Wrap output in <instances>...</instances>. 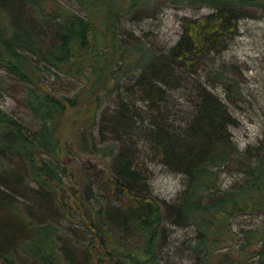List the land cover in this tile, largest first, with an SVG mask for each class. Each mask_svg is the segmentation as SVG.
Segmentation results:
<instances>
[{
	"label": "trees",
	"instance_id": "trees-1",
	"mask_svg": "<svg viewBox=\"0 0 264 264\" xmlns=\"http://www.w3.org/2000/svg\"><path fill=\"white\" fill-rule=\"evenodd\" d=\"M107 1L0 0V99L13 96L28 116L0 106V264H167L166 225L193 228L191 264H264V223L245 224L264 216V137L236 146L225 100L241 96L240 83L216 65L264 0H164L211 12L183 18L159 52L119 37L122 17L152 0L110 1L111 30L99 33ZM47 73L82 85L57 93ZM66 125L78 155L111 158L105 169L63 164ZM141 146L184 177L173 200L152 195ZM222 173L235 175L227 188Z\"/></svg>",
	"mask_w": 264,
	"mask_h": 264
},
{
	"label": "rangeland",
	"instance_id": "rangeland-1",
	"mask_svg": "<svg viewBox=\"0 0 264 264\" xmlns=\"http://www.w3.org/2000/svg\"><path fill=\"white\" fill-rule=\"evenodd\" d=\"M113 6L123 5L127 0H109ZM68 6L79 7L77 0H63ZM140 14L135 16L127 15L122 17V26L119 30V37L128 39L130 42L140 39L156 51H164L172 46L179 38L181 32V22L183 18H193L205 15L211 10L208 7L192 8L176 6L164 0H152ZM109 8L105 13L102 28H98L99 33H106L111 30V20ZM112 53L108 59H112ZM224 65L226 68L234 70L235 78L239 81L241 96L228 102L225 94L217 86L213 91L218 94L228 105V108L236 120V124L230 127L233 141L239 149H244L249 145H254L259 139L264 137V14L258 18H244L239 22L237 35L231 41L228 49L216 58V65ZM202 80L203 76H200ZM50 89L64 95H72L82 84L66 75H61L57 79L55 75L48 74L45 78ZM127 81L123 80L125 84ZM10 93H13L11 90ZM113 101L104 99V106L113 107ZM137 105L140 103L137 102ZM0 106L7 112L13 114L17 119L27 124L28 116L17 100L8 94L0 99ZM75 131L71 125H66L62 133L67 148L63 154L62 162L67 166H74L77 169L90 167L96 171L105 169L111 158H101L98 156L78 155L75 144ZM65 145V146H66ZM139 163L144 170H147L149 189L154 197L166 201L173 200L178 192L185 185L184 177L167 170L162 164L150 158L146 152L142 151V146L138 152ZM235 180V175L222 173L220 184L222 188H227ZM93 190L98 192L94 186ZM250 222V223H249ZM264 223V216L248 219L245 224ZM66 227L70 224L63 222ZM244 223V221H242ZM73 226V225H72ZM166 244L160 251L164 259H168L167 264H191L185 256H189L184 251L183 242L193 236V228H180L166 225ZM81 242V241H80ZM166 260H164V263Z\"/></svg>",
	"mask_w": 264,
	"mask_h": 264
}]
</instances>
